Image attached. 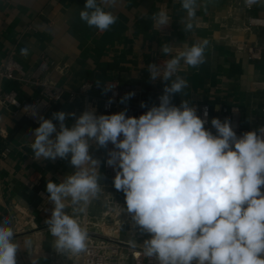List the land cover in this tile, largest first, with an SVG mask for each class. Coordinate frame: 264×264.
Listing matches in <instances>:
<instances>
[{
  "label": "clouds",
  "instance_id": "clouds-1",
  "mask_svg": "<svg viewBox=\"0 0 264 264\" xmlns=\"http://www.w3.org/2000/svg\"><path fill=\"white\" fill-rule=\"evenodd\" d=\"M118 3L86 0L79 18L103 33L118 19L105 9ZM180 3L186 16L179 22L184 31H192L197 0ZM259 3L245 0L248 7ZM152 19L157 30L171 22L164 8ZM208 43L204 39L181 50L169 43L162 46L170 58L159 65L150 63L147 71L152 82L162 79L170 85L165 84L159 105L139 117L128 116L127 109L96 115L89 107L79 116L58 111L52 119L41 118L31 133L34 159H67L70 154L76 169L59 183L51 179L46 183L47 199L54 207L45 223L58 253L79 254L87 248L88 231L77 213L85 212L102 191L100 161L90 155V147L107 148L111 143L106 164L116 169L113 185L124 193L135 224L150 234L143 242L145 257L157 264H264V126L238 137L227 118L223 122L212 118L214 135L205 128L207 109L201 118L189 101L172 103L173 96L188 86L184 78L173 76L182 70V62L193 68L205 63ZM27 54L28 49L22 48L21 55ZM134 95L126 93L121 103ZM140 106L147 107L144 102ZM69 117L74 118L71 125L66 123ZM68 207L71 215L65 211ZM14 237L11 220L5 216L0 220V264H17L21 245ZM24 247L30 249L32 241L26 239Z\"/></svg>",
  "mask_w": 264,
  "mask_h": 264
},
{
  "label": "crops",
  "instance_id": "crops-1",
  "mask_svg": "<svg viewBox=\"0 0 264 264\" xmlns=\"http://www.w3.org/2000/svg\"><path fill=\"white\" fill-rule=\"evenodd\" d=\"M85 3L86 0H0V64L14 51L16 60L31 71L45 54L54 65H64L62 73L54 70L51 75L69 90H78L88 82L102 87L115 80L120 100L134 92L125 102L159 105L163 88L170 81L150 80L147 66L153 55L164 61L170 58L162 53L165 43L181 50L185 44L207 39L205 63L195 68L185 65L177 74L188 86L173 96L172 103L179 106L187 100L196 106L197 115L202 102L215 108L236 103L243 110V125L250 130L260 127L264 108V26L247 27L249 16H264V0L252 9L246 8L245 0H197L194 28L189 32L179 22L186 16L180 0H119L115 7L105 9L118 19L103 33L80 20L79 11ZM161 8L171 17L166 34L153 27L152 17ZM253 46L262 48L261 60L249 58ZM22 48L28 49L27 56L21 55ZM3 87L16 89L24 107L41 91V86L19 80L6 81ZM92 93L98 95L99 91ZM82 108V99L71 103L64 98L52 104L46 115L52 119L54 112L64 111L79 116ZM53 123L59 129V122ZM66 123L71 125L74 118L69 117ZM38 127L24 109L16 111L0 105V220L9 217L14 239L21 245L17 264L50 263L56 252L55 238L45 220L50 218L54 205L47 199L46 183L49 179L59 183L76 170L70 164V154L67 159H34L31 133ZM103 151L95 145L90 147V155L100 163ZM99 170L102 191L85 212L77 213L78 219L87 213L92 223L99 221L106 209V196L125 201L124 193L115 189L101 165ZM65 211L71 215L72 207ZM118 234L123 242L142 249L143 242L150 238L132 216L122 222ZM26 239L32 241L30 249L24 247Z\"/></svg>",
  "mask_w": 264,
  "mask_h": 264
},
{
  "label": "built area",
  "instance_id": "built-area-1",
  "mask_svg": "<svg viewBox=\"0 0 264 264\" xmlns=\"http://www.w3.org/2000/svg\"><path fill=\"white\" fill-rule=\"evenodd\" d=\"M253 7L254 5L251 7L246 6L248 9H252ZM251 26H264V16H249L247 28ZM169 30V27H167L159 31L162 34H166ZM248 55L252 60H261L263 58L262 48L260 46H253L249 49ZM163 59L154 54L151 63L159 65L163 63ZM184 67L185 65L181 64L182 70ZM62 68H64V65H54L49 56L43 54L40 56L38 65L33 70H25L16 60L14 51H12L8 58L0 64V105L13 107L16 111L24 109V114L32 118L37 124L40 123L41 118L49 119L46 115L47 109L64 98H67L71 103H75L80 99L83 100V108L80 110L79 115L91 107L95 109L96 115H111L127 109L126 114L128 116L139 117L153 106L152 104H146L147 107L142 108L140 106L141 103H121V100L118 98L119 83L115 80L107 81L102 87L88 82L83 84L78 90H69L59 85L51 75V72L54 70L62 73ZM14 80L41 86L40 93L29 101L27 107H33L28 110L30 113L25 111L26 107H24L23 102L20 100L16 89H6L3 87L4 82ZM105 88H111V90L105 91ZM92 91H99V94L94 95ZM110 99L113 102L109 104ZM205 109L208 112V122L205 124V128L207 129L216 132L211 125L212 118H219L222 122L227 118L238 137L247 131H252L243 125V110L236 103L221 104L218 108H215L208 102H202L199 105V116L201 118H204ZM217 109L219 110L217 111ZM34 111H36L35 116L31 114ZM262 117L263 121L260 127L264 126V108L262 110ZM112 149L113 145L111 143H109L107 148H104L100 163L106 178L111 182H113L116 169L108 166L106 160L108 159V152ZM105 200L107 206L99 221L96 223L90 222L87 218V213L83 216L82 220L79 219V222L82 221L83 223L82 227L88 231L86 250L79 254H61L56 251L49 264H124V262H127L126 264H157L154 258H147L143 255L142 248L127 244L120 239L118 233L122 222L132 216L127 212L126 202L109 195L105 197ZM89 224H95L98 228L92 230ZM104 226H107L106 230Z\"/></svg>",
  "mask_w": 264,
  "mask_h": 264
},
{
  "label": "rangeland",
  "instance_id": "rangeland-1",
  "mask_svg": "<svg viewBox=\"0 0 264 264\" xmlns=\"http://www.w3.org/2000/svg\"><path fill=\"white\" fill-rule=\"evenodd\" d=\"M80 220H82V218H80ZM80 223H81V225L83 224L82 221ZM94 223H96V221ZM89 226H90V229H92V230H96L98 228V226L95 225V224L94 225L93 224H89ZM104 229L106 230L107 229V226H104ZM108 229H109V227H108Z\"/></svg>",
  "mask_w": 264,
  "mask_h": 264
}]
</instances>
